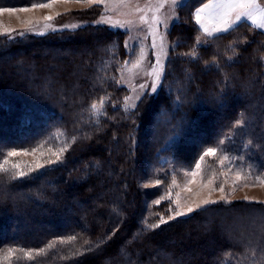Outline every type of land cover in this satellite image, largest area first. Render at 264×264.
<instances>
[{
    "label": "trees",
    "instance_id": "obj_1",
    "mask_svg": "<svg viewBox=\"0 0 264 264\" xmlns=\"http://www.w3.org/2000/svg\"><path fill=\"white\" fill-rule=\"evenodd\" d=\"M207 1L178 9L161 86L130 111L127 32L0 35V264H264V202L169 218L173 180L197 163L220 180L264 177V31L243 22L197 46L193 10Z\"/></svg>",
    "mask_w": 264,
    "mask_h": 264
},
{
    "label": "rangeland",
    "instance_id": "obj_2",
    "mask_svg": "<svg viewBox=\"0 0 264 264\" xmlns=\"http://www.w3.org/2000/svg\"><path fill=\"white\" fill-rule=\"evenodd\" d=\"M198 1L183 0V3L179 4L175 9L166 5L156 13L161 19H167V29H165L163 24L157 26L156 49L151 47L153 38L148 35V26L139 22L140 15H145L146 13H137L135 11L137 5L143 8L149 0H129V3L123 7L119 6L120 0H112L109 4L108 16L110 17V23L108 24L99 23L101 16L89 22L83 16L76 14L77 11H86L87 8L93 5L100 6L101 14H103V7L99 4L89 5L86 3L64 2V0H55L54 2L52 0L46 3L51 4V7L47 8L26 7L29 9L28 11H20L21 8L14 9L15 11H0V35L9 37V39H17L27 35L40 36L41 34L39 33L45 35L62 30H75L86 24L103 25L111 29L127 32L126 41L129 46L125 47V49L129 58L126 61L129 63H124L120 68L119 85L127 90L123 107L126 111H130L136 108V105L144 95L156 94L159 90L169 57L170 43L167 38V32L178 21V9L186 3L194 4ZM151 2L155 4L156 0H151ZM194 12L195 10H193V14ZM147 15L149 20H151L152 13L149 12ZM46 17H51L52 19L47 20L45 19ZM117 21L121 22L124 27H110L111 23ZM72 25H77V27L72 28ZM161 35L164 36L163 41L160 39ZM206 40L207 38L202 36L199 46H204ZM161 44H163V52L167 53L166 57H163V52H161ZM141 49H143L144 53L143 59H141ZM156 55L163 57L161 61L163 67L160 79L156 84V91L153 92L151 88L153 83L156 82V73L152 72V67L155 63ZM137 62H139L138 66L133 67ZM141 84L145 85L143 89L140 88ZM26 158H29V156H26ZM199 164V169L195 166L191 170L186 171L180 180H173V186L170 190L171 206L169 207V218L188 216L202 207L214 204L211 201L248 200L264 202V184L249 178L237 180L236 175L233 173L220 174L223 176L220 180L217 175L207 174L205 167L201 166V163ZM191 173L196 174L192 175ZM221 184L224 188L223 192L219 191ZM221 197L224 198L222 199ZM205 200L210 202L205 205L203 203ZM189 207L194 210L188 212L187 209ZM177 212H183L184 214L176 215Z\"/></svg>",
    "mask_w": 264,
    "mask_h": 264
},
{
    "label": "snow or ice",
    "instance_id": "obj_3",
    "mask_svg": "<svg viewBox=\"0 0 264 264\" xmlns=\"http://www.w3.org/2000/svg\"><path fill=\"white\" fill-rule=\"evenodd\" d=\"M55 2V0H54ZM64 2H76V3H86L89 5L92 4H99L103 7V14L100 17L99 23H110V17L108 16L109 11V4L112 2V0H64ZM129 3V0H120L119 6L123 7L126 4ZM183 0H156V3L153 4L151 0L147 4L144 5L143 8H141L139 5L135 7V11L137 13L144 12L145 15H140L139 22L142 25L148 26V35L153 38L151 47L153 49L157 48L156 44V36L158 34L157 26L163 24L165 26V29H167V19H161L156 13H158L161 9H163L166 5H169L173 9H175L179 4H182ZM33 8L40 7V8H47L51 7V4L41 3V4H34L32 5ZM27 8H21L20 11H28ZM0 11H15L14 9L10 10H0ZM151 12V20H149V17L147 13ZM260 18V23H257V18ZM45 19L51 20V17H46ZM194 19L196 25L199 27L197 28L198 35L196 36V44L199 46L201 44L202 36L206 38H222L218 36L219 33H230V31L236 29L243 21H250L253 27L262 28L264 29V8H262L258 3L257 0H208L207 3H203L202 6L196 7L194 12ZM206 19H211L213 21V24L211 27L208 26L206 23ZM130 23V22H129ZM72 28H76L77 25H72ZM110 27L112 28H121L124 27V25L117 21L115 23H111ZM56 30V29H53ZM43 34V33H39ZM202 34V35H201ZM161 41L164 40V36H160ZM207 42V41H205ZM128 42L126 41L125 47H128ZM161 52H163V44L160 45ZM195 49H193V52H190L188 55L193 56ZM144 53L143 49H141V59H143ZM167 53L163 52V57H166ZM161 55L155 56V63L152 67V72L156 73V82L153 83L151 90L153 92L156 91V84L160 79V73L162 71V58ZM125 63H129L126 61ZM139 62H137L136 65H133V67H137ZM145 85L141 84L140 88L143 89ZM127 102V101H125ZM100 104H104V99L102 98L100 101ZM91 108L94 112H99V108L97 106V103H93L91 105ZM222 143V141H221ZM217 152V149L215 148H209L207 149L203 155L199 158L201 161L204 160L205 157L215 156ZM19 153L15 151H11L8 153V156H16ZM59 159V156L57 157ZM228 157H223L220 160V163L223 164L224 160H227ZM5 164L8 163L7 160L4 161ZM16 167V165H14ZM196 168H200V164H196ZM3 171H7V169H3ZM228 171H231V168L228 169ZM25 173L20 172L18 174L13 173L12 178L15 179L17 175L23 176ZM192 175H195L196 173H191ZM246 178V177H245ZM236 179L240 180L241 175L240 172L236 173ZM256 181L264 184V177L257 175ZM219 191L223 192L224 188L221 184L219 187ZM222 199L224 197H221ZM210 201L205 200L203 203L207 205ZM159 203V201H157ZM211 203H216V201H211ZM194 209L189 207L187 209L188 212H192ZM183 212H177L176 215H183ZM166 221L161 218V223H164ZM158 227L159 225H155ZM27 255L31 256V253H28Z\"/></svg>",
    "mask_w": 264,
    "mask_h": 264
},
{
    "label": "crops",
    "instance_id": "obj_4",
    "mask_svg": "<svg viewBox=\"0 0 264 264\" xmlns=\"http://www.w3.org/2000/svg\"><path fill=\"white\" fill-rule=\"evenodd\" d=\"M207 2H208V1H207ZM207 2H205V3H207ZM257 3H258L262 8H264V3H262L260 0H257ZM200 6H202V4H201ZM200 6H199V7H200ZM243 22L248 23L249 25L252 26V24H251L250 21H243ZM243 22H242V23H243ZM206 23L208 24L209 27H211L212 24H213V21H212L211 19H206ZM257 23H260V18H259V17L257 18ZM198 27H199V26H198ZM255 28H257V27H255ZM257 29H261V30L264 31V29H262V28H257ZM219 34H223V33H219ZM219 34H217V35H219Z\"/></svg>",
    "mask_w": 264,
    "mask_h": 264
}]
</instances>
